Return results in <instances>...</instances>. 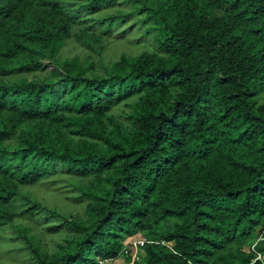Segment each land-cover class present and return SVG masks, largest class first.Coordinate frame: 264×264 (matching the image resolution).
<instances>
[{
    "label": "trees",
    "instance_id": "16d2710c",
    "mask_svg": "<svg viewBox=\"0 0 264 264\" xmlns=\"http://www.w3.org/2000/svg\"><path fill=\"white\" fill-rule=\"evenodd\" d=\"M263 95L264 0H0V250L264 264Z\"/></svg>",
    "mask_w": 264,
    "mask_h": 264
},
{
    "label": "rangeland",
    "instance_id": "374dc122",
    "mask_svg": "<svg viewBox=\"0 0 264 264\" xmlns=\"http://www.w3.org/2000/svg\"><path fill=\"white\" fill-rule=\"evenodd\" d=\"M136 36H138L137 32H127L123 37H115L113 36L112 39V45L110 47V50H108V59L107 61L111 59H118L120 55L123 53H138L143 49H147L148 46L150 45L149 42H146L145 39H142L139 43H136ZM73 41V40H71ZM76 51V50H75ZM74 51V53H75ZM78 51V50H77ZM52 67V65H49V69ZM264 97V95L262 96ZM52 185V184H50ZM48 184H44L42 189L39 191L40 196H48L49 198L52 199L51 197V190L49 189ZM141 236H137L136 239H140ZM135 240V239H134ZM137 246V245H136ZM246 250H250L249 247H245ZM137 252V251H136ZM137 256V254L135 255ZM0 263H5V264H26L25 263H14L13 258L11 254H6L3 253L0 250ZM100 264H128L124 257H120L116 260H110V261H101Z\"/></svg>",
    "mask_w": 264,
    "mask_h": 264
},
{
    "label": "built area",
    "instance_id": "2783aa9c",
    "mask_svg": "<svg viewBox=\"0 0 264 264\" xmlns=\"http://www.w3.org/2000/svg\"><path fill=\"white\" fill-rule=\"evenodd\" d=\"M140 243H141V244H143V243H144V241H140ZM259 257H260V256H259Z\"/></svg>",
    "mask_w": 264,
    "mask_h": 264
}]
</instances>
